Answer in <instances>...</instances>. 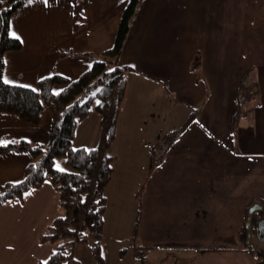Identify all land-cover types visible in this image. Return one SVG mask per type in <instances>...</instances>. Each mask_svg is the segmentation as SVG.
<instances>
[{
    "label": "crops",
    "instance_id": "0c3cea01",
    "mask_svg": "<svg viewBox=\"0 0 264 264\" xmlns=\"http://www.w3.org/2000/svg\"><path fill=\"white\" fill-rule=\"evenodd\" d=\"M127 3L27 0L11 19L22 49L6 54L8 84L38 90L53 75L78 79L113 48ZM107 64L130 70L108 151L115 162L101 249L130 240L140 206L131 238L140 259L167 247L190 264H257L245 231L249 208L264 202V0H142L122 54ZM245 98L255 99L254 115ZM53 113L47 106L38 126L0 113V142L46 145ZM247 115L252 123L240 121ZM96 126L92 142L75 133L77 148L96 147ZM33 161L27 151L0 154V184L22 180ZM65 214L50 179L4 203L0 264L46 262L59 243L42 238Z\"/></svg>",
    "mask_w": 264,
    "mask_h": 264
},
{
    "label": "trees",
    "instance_id": "16d2710c",
    "mask_svg": "<svg viewBox=\"0 0 264 264\" xmlns=\"http://www.w3.org/2000/svg\"><path fill=\"white\" fill-rule=\"evenodd\" d=\"M26 1L0 0V113L16 115L33 126L42 123L47 106H53L54 113L46 145H31L25 141L0 145V154L27 151L34 158L22 180L0 184V208L9 200L21 199L32 188H41L50 179L60 193L66 214L56 218L50 233L42 238L43 241L58 242L59 245L46 262L39 264H76L73 255L75 244L86 242L88 234L95 239L92 250L96 258L104 264L101 242L107 208L105 189L114 171V157L108 150L116 137L118 114L127 86L126 72L130 70L129 67L116 65L111 68L116 71L112 72L107 61L116 62L122 54L142 0H128L115 44L103 53V60L95 61L87 72L75 80L59 75L44 78L35 91L4 83L6 54L22 49L20 40L10 35L11 19ZM57 85L62 86L59 95L54 91ZM93 111L100 115L101 136L98 145L90 149L73 148L78 123ZM240 117L239 112L236 113L234 121ZM58 157L66 160L69 171L57 170L55 163ZM155 158V150H152L150 170L157 165ZM140 220L139 206L132 237L138 234ZM245 234L247 238V230Z\"/></svg>",
    "mask_w": 264,
    "mask_h": 264
},
{
    "label": "rangeland",
    "instance_id": "374dc122",
    "mask_svg": "<svg viewBox=\"0 0 264 264\" xmlns=\"http://www.w3.org/2000/svg\"><path fill=\"white\" fill-rule=\"evenodd\" d=\"M231 46H232V44H231ZM168 56H170V54H168L167 57ZM107 66H109V65L107 64ZM255 69H258L257 66L255 67ZM256 72H257V70H256ZM198 73L201 75L200 72H198ZM251 88L255 89L253 87H251ZM244 91H249V89L248 90L245 89ZM243 102L244 103H242L241 106H243L244 111L252 108V112L254 115L255 114L254 109L257 108V105H255V99L250 101L249 98H245ZM172 104L175 105V103H172ZM168 106H169V104H168ZM180 108H183V106H180ZM151 111H154V108H152ZM162 112H163V104H160L159 110H158L159 116H162ZM165 112L170 113L171 112L170 108L169 107L166 108ZM249 112H250V110H249ZM247 116L248 117L243 116L240 119V121L243 123L244 122L252 123L254 121V119L251 120L252 116L251 115H247ZM160 120H161V122H164V119H160ZM96 123L100 128V115L96 111L91 112L87 117L82 119L78 123L76 130H75V133L77 136L76 137L77 141L82 142V143L92 142L94 135L96 133H98ZM98 136H101V128H100V133L98 134ZM158 137H160V136H157V138ZM77 141L75 139H73V141H72L73 148H77V144H78ZM163 143H164L163 137L162 138L160 137L158 139L157 145L163 144ZM154 148H156V147L154 146ZM109 149H110V147H109ZM157 153H159V150H155V155H157ZM263 153H264V146H263ZM263 156H264V154H263ZM114 162H115V157L112 161V166H113ZM57 164H59L61 168L65 169V171L70 170V168L66 164V160L63 157L56 158L55 166ZM112 176H113V174H112ZM32 189H39V188H32ZM114 231H115V233H118L120 231V229L114 228ZM49 233H50V229H49ZM125 235H127V234H125ZM130 237L131 236L129 235L128 238H130ZM131 238L133 239L135 237H131ZM131 238L129 241H124L120 245H119L120 242L109 243L108 244L109 246H107V249L106 250L104 249L101 252L102 257L104 258V260H103L104 264H190V263H188L189 260L187 259V254L184 255L183 258L180 259L181 256H176V257L173 256L172 255L173 253H171L172 251L170 249H167V247H162L160 250H158L159 252L155 249H151L149 252L145 253V258L140 259L139 255L135 253L134 245L132 243L133 240ZM94 241H95L94 237L91 234H88L86 242L75 244V247L73 250V255L75 257V260L77 261L76 264H102L98 261V259L96 258L95 254L92 250V248L94 247L93 246ZM253 244H254L255 248H256V246L264 247V242L259 241L255 236L253 237ZM173 251H175V250H173ZM186 252L190 253L191 250L186 251Z\"/></svg>",
    "mask_w": 264,
    "mask_h": 264
},
{
    "label": "flooded vegetation",
    "instance_id": "af4514ba",
    "mask_svg": "<svg viewBox=\"0 0 264 264\" xmlns=\"http://www.w3.org/2000/svg\"><path fill=\"white\" fill-rule=\"evenodd\" d=\"M255 204L256 205L258 204L259 210L258 211H255L253 213V215H251V216L248 214V220H252V232H253V236H252V243H250V244L247 243V244L250 245L251 248H253V249L256 250V254H257V257H258V263H259L261 261H264V247H262V246H256V248H255L254 247V244H253V237L255 236L259 241H262L258 237L256 230H254V229H255L256 221L264 218V202L261 201V202L255 203ZM255 204H253V205H255Z\"/></svg>",
    "mask_w": 264,
    "mask_h": 264
},
{
    "label": "water",
    "instance_id": "95a60500",
    "mask_svg": "<svg viewBox=\"0 0 264 264\" xmlns=\"http://www.w3.org/2000/svg\"><path fill=\"white\" fill-rule=\"evenodd\" d=\"M258 210H259L258 204L257 205L255 204L249 209L248 214L251 216L253 215L255 211H258ZM246 229H247V238H248L247 243L250 244L252 242V236H253L252 220H248L246 222ZM254 230H256L257 235L260 238V240L264 242V218L256 221ZM258 264H264V261H261Z\"/></svg>",
    "mask_w": 264,
    "mask_h": 264
},
{
    "label": "snow or ice",
    "instance_id": "6c2138e0",
    "mask_svg": "<svg viewBox=\"0 0 264 264\" xmlns=\"http://www.w3.org/2000/svg\"><path fill=\"white\" fill-rule=\"evenodd\" d=\"M31 2H32V0H29V3H31ZM44 2H45V4H47V0H44ZM11 35L13 36V38H15V39H17V40L20 39V37L17 36L15 32H12ZM110 71L115 72L116 69H110ZM4 83L8 84V83H11V81L5 79V80H4ZM21 86H22V87H30L29 85H21ZM33 91H35V89H33ZM55 94H56V95H59V92H57V93H55ZM0 143H3V144L6 145L7 142H0ZM56 167H57V170H58V171H61V172L65 171V169L61 168L59 164H57ZM81 202H83V201H81Z\"/></svg>",
    "mask_w": 264,
    "mask_h": 264
}]
</instances>
